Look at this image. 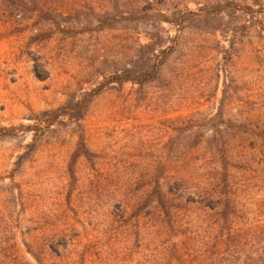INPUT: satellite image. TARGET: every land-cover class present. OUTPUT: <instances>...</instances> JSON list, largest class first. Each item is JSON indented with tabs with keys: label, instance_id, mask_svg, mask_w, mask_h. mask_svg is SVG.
Masks as SVG:
<instances>
[{
	"label": "rangeland",
	"instance_id": "obj_1",
	"mask_svg": "<svg viewBox=\"0 0 264 264\" xmlns=\"http://www.w3.org/2000/svg\"><path fill=\"white\" fill-rule=\"evenodd\" d=\"M225 3L252 10L211 11ZM45 8L0 0V264L164 263L188 238L187 264H242L219 246L202 258L197 206L181 209L170 233L143 204L154 181L185 176L232 201L233 231L254 251L264 228V0ZM155 65L153 81L110 84L82 118L46 128L47 112L108 74ZM81 137L88 154L71 175Z\"/></svg>",
	"mask_w": 264,
	"mask_h": 264
},
{
	"label": "trees",
	"instance_id": "obj_2",
	"mask_svg": "<svg viewBox=\"0 0 264 264\" xmlns=\"http://www.w3.org/2000/svg\"><path fill=\"white\" fill-rule=\"evenodd\" d=\"M9 4L15 6H21L26 10H35L39 13L49 12L50 9L45 8L47 0H4ZM30 3V4H29ZM28 5H31L28 7ZM230 7H234L247 13L251 12V8L247 6H239L232 3H225L215 5L211 8L212 12H221ZM158 74V65L151 67L145 71H131L124 70L122 72L110 73L91 91L84 93L76 102H69L67 105L59 107L57 109L47 112L49 119L46 121V128L52 126L56 120L61 116H68L75 119L83 117L85 110L92 97L100 94L110 84H123L130 82L137 85H143L145 83L153 81ZM13 127L4 130L7 133L13 131ZM30 130L37 131L38 128L32 126ZM87 149L83 142L82 137L77 143L76 149L71 155L69 162V169L72 175L73 166L77 160L87 153ZM189 184V180L185 176H173L166 184L161 180L154 181V184L150 190L145 193V203L143 207H149L153 212V215L161 221L172 233L175 230V225L179 222L178 213L181 209L190 211V204L197 206V211L203 213L201 218L202 224L196 229L198 235L195 237V242L200 246L196 249L204 248L202 251V258L206 261L213 255L210 253L211 246L222 247V251L227 255V258L242 259V264H264V228L257 229L254 236V251H248L245 249L247 243L243 241L244 234L240 230L233 231V218L235 217V209L233 203L228 197H223L225 194L215 193L214 189L197 190ZM185 198L186 204L182 205V199ZM136 214V213H135ZM196 235V234H194ZM190 238L182 242V246H178L175 243L171 244L168 248L167 258L165 262H159L156 264H173V262L179 264H187L182 260V255L188 254L190 251ZM186 253H184V251ZM196 252V250H192ZM252 255H249V253ZM196 254V253H194ZM202 259V260H203Z\"/></svg>",
	"mask_w": 264,
	"mask_h": 264
}]
</instances>
